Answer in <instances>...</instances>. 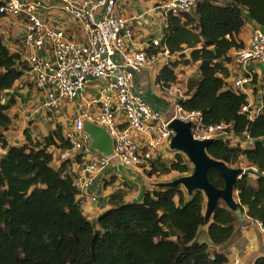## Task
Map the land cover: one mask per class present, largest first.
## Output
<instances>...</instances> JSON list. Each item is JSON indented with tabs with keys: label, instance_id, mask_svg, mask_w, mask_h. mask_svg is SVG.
Listing matches in <instances>:
<instances>
[{
	"label": "trees",
	"instance_id": "1",
	"mask_svg": "<svg viewBox=\"0 0 264 264\" xmlns=\"http://www.w3.org/2000/svg\"><path fill=\"white\" fill-rule=\"evenodd\" d=\"M245 18L264 28V0H198L192 11L168 15L160 42L171 59L159 66L155 81L178 84L177 70L195 66L196 73L184 78L187 99L180 103L182 108L200 112L205 125L232 124L236 135L246 132L253 139L250 148L213 141L207 155L228 166L243 161L260 172L264 170V84L262 108L251 117L242 112L246 95L227 82L229 53L245 47L237 40ZM25 71L27 64L9 51L0 25V264H226L224 254L211 253L208 243L197 242L200 228L208 224L210 244L222 247L239 221L235 211L264 226V178L254 172L253 180L247 173L236 179L235 203L218 205L209 215L203 212L205 197L199 191L187 194L180 187L160 186L132 203H122L124 193L116 191L109 197L110 208L93 227L80 210L66 165L52 166V150L68 147L62 126L33 140L25 131L26 140L20 144L7 139L14 100L3 103L2 99ZM189 164L177 155L170 164L151 163L144 173L147 177L184 174ZM207 179L217 190L223 189L216 170H209ZM254 264H264V256Z\"/></svg>",
	"mask_w": 264,
	"mask_h": 264
},
{
	"label": "built area",
	"instance_id": "2",
	"mask_svg": "<svg viewBox=\"0 0 264 264\" xmlns=\"http://www.w3.org/2000/svg\"><path fill=\"white\" fill-rule=\"evenodd\" d=\"M197 1L163 0V16L166 19L168 15L188 13ZM50 7L53 6L45 0H0V25L15 19L24 26L22 44L28 51L27 78L42 94V109L51 112L71 104L85 94L93 81L100 82L97 98L88 105H94V110L85 112L62 133L68 147L61 150L58 163L79 167L70 175L79 199L97 201L90 191L96 175L109 167L125 174L133 169L147 170L155 161L174 162L182 154L170 147L175 132L169 123L174 119L189 123L196 141H221L240 148L252 146L253 139L246 132L236 135L232 124L205 125L200 112L185 111L180 103L187 97L180 84H159L172 100L167 110L154 108L134 91L137 73L148 66L162 68L169 64L171 56L158 39L149 44L151 54L132 47L133 28L117 14V0H61V10L79 24L85 41H75L60 26L45 21L43 12ZM231 62L240 74L233 80V87L247 97L257 75L250 64L264 65V28L252 31L248 44L233 51ZM246 101L242 112L252 117L261 110L256 108L254 113L248 98ZM83 120L108 133L113 143L111 156L91 149V141L82 131ZM253 171L264 178V170ZM255 223L264 234V226Z\"/></svg>",
	"mask_w": 264,
	"mask_h": 264
},
{
	"label": "crops",
	"instance_id": "3",
	"mask_svg": "<svg viewBox=\"0 0 264 264\" xmlns=\"http://www.w3.org/2000/svg\"><path fill=\"white\" fill-rule=\"evenodd\" d=\"M45 2L48 5L53 6L43 12V18L45 21L60 26L73 40L85 41V35L81 31L79 24L70 19L61 10V0H45ZM162 4L163 0H117V14L127 20L133 28L134 43L132 47L134 49L148 51L149 44L152 40H161L166 20L163 16ZM244 21L245 26L238 35L237 40L246 46L249 42L252 31L257 25H255L249 18H245ZM1 26L2 33H4V42L6 43L7 48L10 52L19 54L21 56V61L26 64L28 51L22 44L25 33L24 26L15 19L4 21ZM232 53L233 51L229 53L230 57L232 56ZM228 68L231 75L227 82L230 84L240 74L237 72L232 62L228 65ZM250 68H256L257 73L251 90L247 91V98L253 106L251 108L255 113L256 108H262L260 98L261 85L264 84V65L251 63ZM160 69L161 68L158 65H153L148 66L141 72L137 73L135 76L134 91L154 108L167 110L172 104V100L161 91L159 85L155 81ZM187 76L188 75H186V77ZM99 87L100 82L93 81L85 94L74 100L73 103L63 104V107L53 111L54 113L50 112L52 116L49 114L45 115L42 114V109L40 107L42 99L41 94L31 86L27 78V71H25L13 88L4 93L2 99L3 103L8 102L11 98L14 100V105L11 106V109L9 110V115L12 118V125L7 134V139L10 141V144L23 143L26 140L25 131L31 140L46 136L56 125L62 126L63 133L67 126L71 125L85 112L88 110H94V105H88L97 98ZM65 115L68 116L70 120L64 125L61 118ZM60 152V149L52 150V166L55 168L60 166L58 163ZM78 168L79 167L75 164L66 165L64 167L65 174L72 175L78 171ZM253 173L254 172H249L248 175L251 176ZM155 183H157V181L155 182L153 178L150 179L145 177L141 170L133 169L127 171L125 174H121L113 167H109L96 175L93 188L90 191L96 195L97 201L91 203L86 199L78 198L77 201L82 214L85 215L93 227L97 228L98 217L110 208L109 197L116 191L121 190L124 193L122 203L140 202L146 192L153 190V185ZM242 218L243 220H240V222L247 223L248 225L247 228L245 225L239 226L238 229L240 233L247 234L248 231L253 232L255 230V238H258L257 232H260L261 236L264 235L254 221L249 220L244 214L242 215ZM208 223H210V221ZM207 227L208 224L200 228L196 240L200 243H208L209 248H212L213 246L210 244L207 237ZM256 247L257 246H253L252 243L251 249H254L257 252ZM221 248L214 247V250L226 256L228 259L226 264H234V260H237L238 264H254L257 258L264 256V252H257V257L254 260L249 261L252 259L251 255L254 254V252L251 254H248L247 252L243 253L239 251L240 248H237L236 250L233 247L232 252L225 254Z\"/></svg>",
	"mask_w": 264,
	"mask_h": 264
},
{
	"label": "water",
	"instance_id": "4",
	"mask_svg": "<svg viewBox=\"0 0 264 264\" xmlns=\"http://www.w3.org/2000/svg\"><path fill=\"white\" fill-rule=\"evenodd\" d=\"M175 135L171 140L170 147L172 150L182 153L193 166V172L189 176H183L173 181L162 183L160 186L172 188L182 187L187 194L196 191L202 192L206 200V214H211L219 205V201H223L225 206L229 207L235 203L237 192L234 191V183L236 179L241 178L244 172L241 169H234L223 162L210 158L206 153V148L212 141H196L192 138L190 132V124L179 119H174L169 123ZM83 133H85L91 141V149L109 157L113 154V143L108 133L101 127L83 120ZM214 169L219 172L224 187L217 190L208 181V171ZM239 220H243L239 210L235 211Z\"/></svg>",
	"mask_w": 264,
	"mask_h": 264
},
{
	"label": "rangeland",
	"instance_id": "5",
	"mask_svg": "<svg viewBox=\"0 0 264 264\" xmlns=\"http://www.w3.org/2000/svg\"><path fill=\"white\" fill-rule=\"evenodd\" d=\"M194 73H196L195 66H189V67H186V68H183V69L182 68L181 69H178L177 72H176L177 77L180 79V82L178 84H180L181 87H184V84L183 83H184V78H187L186 75H190V74H194ZM62 107H63V105L60 108H62ZM51 112L54 113L53 111H51ZM42 114H45V115H48L49 114V115L52 116V114L50 112H43L42 111ZM69 120L70 119L66 115L61 118V121H62V123H64V125L67 124ZM175 156H176V154H174L173 158ZM180 156L185 157L183 154H181ZM162 163L168 164L167 161H163ZM229 167L234 168V169H241L242 171H244V173H247V174L249 172H254L253 169H252V167H248L247 164L245 162H243V161L242 162L237 161V162L229 165ZM188 169H189V171L187 173H184V174L171 173V174H168V175L150 176V177L153 178V180H155V182L157 181V183H155L153 185L154 188L152 187L153 190L154 189L161 188L160 185L162 183L170 182V181H173V180H175L177 178L191 175L192 172H193V166L191 164H189ZM142 173L144 174L145 177H147L145 175V173H144V170H142ZM150 177H147V178H150ZM248 177L251 180H253L252 176H249L248 175ZM152 178H150V179H152ZM180 188L182 189V191L184 193H186V191L184 190V188H182V187H180ZM219 206L225 207V204L223 203V201H219ZM205 209H206V200L204 198L203 212L205 211ZM241 225H245L246 228H247V225L248 224L247 223L240 222V220L237 221L235 223V226H234L235 230H234V234H233V237H232L231 241L228 242V243H226L222 248L220 246H215V247L221 248V250L224 251L225 254H229V252H232V248L233 247L236 250H237V248H240L239 251L240 252H243V253H246L247 252L248 254L249 253L251 254L252 252H254V254L251 255V258L252 259L249 260V261H252V260H254L257 257V255H258L257 252H264V235H262L263 236V238H262L260 232H257L258 233V238H255L256 237L255 236L256 235L255 230L253 232L252 231H248L247 234L246 233L245 234L244 233L242 234V233H240V231L238 229L239 226H241ZM252 243H253V246L254 245L257 246L256 247L257 252L254 249H251L252 248ZM213 250H214V246L209 251L212 253ZM229 256H232V255H229Z\"/></svg>",
	"mask_w": 264,
	"mask_h": 264
}]
</instances>
